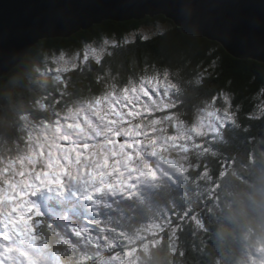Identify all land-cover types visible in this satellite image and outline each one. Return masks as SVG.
<instances>
[{
	"label": "clouds",
	"instance_id": "9594fccd",
	"mask_svg": "<svg viewBox=\"0 0 264 264\" xmlns=\"http://www.w3.org/2000/svg\"><path fill=\"white\" fill-rule=\"evenodd\" d=\"M109 39L0 73V264H264V83L246 110L206 84L219 55L202 67L106 48L63 80L48 71ZM45 196L86 215L50 218Z\"/></svg>",
	"mask_w": 264,
	"mask_h": 264
},
{
	"label": "water",
	"instance_id": "95a60500",
	"mask_svg": "<svg viewBox=\"0 0 264 264\" xmlns=\"http://www.w3.org/2000/svg\"><path fill=\"white\" fill-rule=\"evenodd\" d=\"M158 15L237 59L264 62V0H0V73L41 40Z\"/></svg>",
	"mask_w": 264,
	"mask_h": 264
},
{
	"label": "trees",
	"instance_id": "16d2710c",
	"mask_svg": "<svg viewBox=\"0 0 264 264\" xmlns=\"http://www.w3.org/2000/svg\"><path fill=\"white\" fill-rule=\"evenodd\" d=\"M162 23L167 24L168 28L154 34L148 41L137 38L134 46L121 48L120 55L135 58L140 62H144L145 58L149 61L162 58L164 61L182 62L180 58L183 56L186 59H191V66H195L203 60L202 67H207L212 59L219 55L220 59L217 61L216 66L207 69L211 75L207 77L206 84L208 87L216 89L227 86L237 94L238 100L244 101L246 110L253 106L249 103V99L258 90V86L264 83V62L252 59H237L216 41L184 34L172 20L162 15L146 16L139 21L104 20L101 24H96L88 30H80L70 38L41 40L30 49L27 55L29 60L38 64L41 59L39 56L41 48L78 47L82 41L100 40L102 36L121 39L132 32H138L143 27L156 26ZM210 47H214L216 52L208 55L207 52ZM229 80L232 81L231 85H227ZM254 127L259 130L261 125L257 123ZM257 134L259 133L257 132ZM213 163L216 164L217 168L220 167L218 162L213 161ZM223 166H228V159L224 160Z\"/></svg>",
	"mask_w": 264,
	"mask_h": 264
},
{
	"label": "snow or ice",
	"instance_id": "6c2138e0",
	"mask_svg": "<svg viewBox=\"0 0 264 264\" xmlns=\"http://www.w3.org/2000/svg\"><path fill=\"white\" fill-rule=\"evenodd\" d=\"M135 41L134 34L124 36L121 39L112 38L105 40L103 45L98 49L94 46H90L83 49L82 52H78L74 57L62 58V61L59 64L50 67L48 71L52 73L56 79L63 80L66 77L72 76L74 73L81 72L83 70L82 67H78L81 59L87 61V58L91 55L97 62H99L102 60L106 48H126L128 46H134ZM35 103L38 107L42 108L44 106L40 99H37ZM214 187H219V185H215ZM205 204H207V201H205ZM198 213V208L189 207L184 211V219L192 218L195 220L198 218ZM181 223H183V221H181Z\"/></svg>",
	"mask_w": 264,
	"mask_h": 264
},
{
	"label": "rangeland",
	"instance_id": "374dc122",
	"mask_svg": "<svg viewBox=\"0 0 264 264\" xmlns=\"http://www.w3.org/2000/svg\"><path fill=\"white\" fill-rule=\"evenodd\" d=\"M166 28H168V25L162 23L156 26L143 27L137 33H139L140 31H146L147 34H149L150 36H153L154 34L161 32L165 30Z\"/></svg>",
	"mask_w": 264,
	"mask_h": 264
},
{
	"label": "bare ground",
	"instance_id": "6f19581e",
	"mask_svg": "<svg viewBox=\"0 0 264 264\" xmlns=\"http://www.w3.org/2000/svg\"><path fill=\"white\" fill-rule=\"evenodd\" d=\"M111 21V20H110ZM139 21V20H138ZM88 30V29H87ZM55 201V200H54ZM68 202V200H65V203H67Z\"/></svg>",
	"mask_w": 264,
	"mask_h": 264
}]
</instances>
